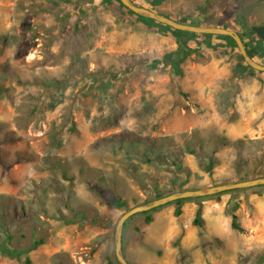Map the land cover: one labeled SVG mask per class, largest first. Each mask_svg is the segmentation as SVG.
<instances>
[{"label":"rangeland","instance_id":"1","mask_svg":"<svg viewBox=\"0 0 264 264\" xmlns=\"http://www.w3.org/2000/svg\"><path fill=\"white\" fill-rule=\"evenodd\" d=\"M132 1L177 22L223 25L244 42L245 29L264 26V0ZM119 4L0 0V264H107L118 219L149 200L141 183L151 195L153 182L163 193L172 180L212 187L232 182L240 163L264 176V74L237 72L244 62L224 39L179 49ZM164 56L182 59L179 74L150 68ZM163 140L172 144L160 161H142ZM199 145L216 160L211 173L188 154ZM178 155L188 176L171 164ZM114 197L126 207L109 206ZM201 204L202 227L198 202L182 204L179 216L169 205L131 217L126 260L264 264V187ZM35 240L43 243L26 253Z\"/></svg>","mask_w":264,"mask_h":264},{"label":"trees","instance_id":"2","mask_svg":"<svg viewBox=\"0 0 264 264\" xmlns=\"http://www.w3.org/2000/svg\"><path fill=\"white\" fill-rule=\"evenodd\" d=\"M103 1L106 2V0H103ZM108 1H110V0H108ZM138 6L146 7L144 4H138ZM121 7L123 8V10L127 11L128 13H130V14L134 15L136 18H138L140 20V22H142L144 24L152 23V24H155V25L163 28L167 33H169L174 38V40H175L176 44L178 45L179 49L185 48L190 41L200 40V39L201 40H205L207 38H218V39H224V40L232 43L233 47L235 48V50L238 51V49H237V47L235 45V42L229 37L215 36V35H204V34L197 35V34H193V33H188V32H182V31L174 30V29H172V28H170L168 26L156 23L155 21H153L151 19L144 18V17H139V16L133 14L132 12H130L129 10H127L122 5H121ZM161 15H163V14H161ZM168 18H170V17H168ZM170 19L174 20L173 18H170ZM179 23L186 24L187 22L181 20ZM187 25H189V24H187ZM196 26H201V27L209 26V27H213V28L228 29L225 26L218 25V24L205 26V24H203V22H200V21L197 22ZM244 36L247 38V42H244L242 36H241V39H242V41L244 43V47H245L248 55L250 56V58L253 59L254 61L264 65V46H263L264 42L261 41L256 35H254V36L244 35ZM188 50H189V52H192V51H190V49H188ZM238 53H239V51H238ZM240 59H241V61H243V58L241 56H240ZM167 61H168V63H167ZM180 61H182V59L176 61V60L173 59V57L164 56L161 60L152 61V64L150 65V68H152V69H157V68H160V67L161 68H166V66L169 65V67L172 69V72L175 75H177V74H179L178 64H179ZM244 68H249L248 65L245 62L242 64V67H240V69L237 68L236 70H237V72L242 74ZM250 71L251 72L252 71L255 72L252 69H250ZM257 73L264 74V73H260V72H257ZM4 92H5L4 89L0 88V97L3 95ZM171 142H172L171 140H163V142H161L160 144L154 143V144L150 145L151 144L150 143L149 144L150 147L145 148V149H143L141 151L142 161H144L146 163H152V162L160 161V159L162 158L161 155H163L161 153H163V151L165 149L164 145H166V144L171 145L172 144ZM0 146H1V143H0ZM187 151H188V154L193 155L198 160L199 166L203 170H205L208 173H211L213 171V169H214V167L216 165V160H215V158H214V156L212 154L205 153L203 151L201 145L197 146L196 150L187 149ZM0 154H1V149H0ZM181 157H182L181 155H178L176 158H174V160L171 162V164L175 167L174 169H175L176 172L183 171L188 176L189 175V171L182 166L181 161H180ZM243 166H245V165L242 164V163L236 164V172H237V174H236L235 179L232 180V182L231 181L221 182V184L220 183H218V184L215 183L214 186H217L219 184L222 185V184H227V183H238V182L248 181V180L257 179V178H264L263 175H260V174L257 175V174H254L253 172L245 171V169H243ZM132 172H134V170H132ZM132 175H133V173H132ZM102 181H104V179H101V182ZM185 184H186V181H184L182 183H176V181L172 180L170 182L169 192L168 193H163L162 191H160V189L158 187V184L156 182H153V185H152L153 195H151L150 190H148L145 187L146 185L141 183V185L143 186V189L146 190V195L149 198V200L147 202L155 200V199H158V198H161V197H164V196H167V195H170V194L175 193V192H180V191L187 190V189H183ZM263 187L264 186H258V187L249 188V189L229 191V192L220 193V194L207 196V197L177 200V201L172 202V203H170L168 205H165V206L153 209V210H151L149 212H144V213H141V214H138V215H140V216L141 215H145L146 216V215H148V214H150V213H152V212H154V211H156L158 209L164 208L166 206L176 205L177 207H176V209L174 211V215L175 216H179L181 214L180 206L182 204H184L186 202H195V203L198 202V209L196 211L194 224L202 227L203 226V220H202V207L203 206L201 204L202 201H206L207 199H210V198L212 199L214 197H217V196H220V195H223V194H229V193H232V192L233 193H239V192L243 193V192H246V191H256L257 189H261ZM147 202H144L143 204H145ZM106 203L109 206H111L113 208H116V209H121V208L126 207V203L124 201H122L118 197H114L112 200H106ZM235 210H236V206H234L232 208L233 212ZM82 214H83L82 211H79V212L76 213V217L85 220L86 216L84 214L82 216ZM149 222H150V218H146L145 219V225H148ZM67 223H69V222H67ZM126 226L127 225L125 223L124 227H123V231H124ZM231 226L236 231H241L242 230L240 228V226L238 225V223H237V218H236L235 215L232 216ZM42 243H43L42 240L33 241L31 246L28 249H26L25 252L28 253V252H30L32 250H35ZM122 245H123V239H122ZM122 249H123V246H122ZM17 254L19 255L20 253H17ZM23 264H32V263H31V261L28 258H25V261H24ZM107 264H118V262L116 261V258L113 257V258H108L107 259Z\"/></svg>","mask_w":264,"mask_h":264},{"label":"water","instance_id":"3","mask_svg":"<svg viewBox=\"0 0 264 264\" xmlns=\"http://www.w3.org/2000/svg\"><path fill=\"white\" fill-rule=\"evenodd\" d=\"M118 1L123 7H125L133 14L139 17L151 19L156 23L168 26L174 30L193 33L197 35L204 34V35L229 37L235 42V45L240 53V56L243 58V61L248 65V67L256 72L264 73V65L250 58L244 47V43L241 39V36L236 31L224 29V28L201 27L196 25L182 24L166 16H163L159 13H156L148 8L138 6L132 0H118ZM159 3L160 0H153L151 2V6H156ZM199 21L203 22V19L200 18ZM244 33L248 36L256 35L261 41L264 42V26H253L249 30L245 29ZM258 186H264V178H257V179L242 181L238 183H227L212 187L201 188L197 190H184L180 192H175L170 195L149 201L145 204L137 205L133 208H130L128 211H126L120 216V218L118 219L115 225L114 256L116 258V261L118 262V264H129V262L126 260L124 256L122 249V234H123L124 224L131 217L140 213L149 212L153 209L168 205L177 200L207 197L227 191L249 189Z\"/></svg>","mask_w":264,"mask_h":264},{"label":"flooded vegetation","instance_id":"4","mask_svg":"<svg viewBox=\"0 0 264 264\" xmlns=\"http://www.w3.org/2000/svg\"><path fill=\"white\" fill-rule=\"evenodd\" d=\"M146 8V7H145ZM148 9H150V10H152L151 8H148ZM157 13V12H156ZM165 16V15H164ZM167 17V16H166Z\"/></svg>","mask_w":264,"mask_h":264},{"label":"crops","instance_id":"5","mask_svg":"<svg viewBox=\"0 0 264 264\" xmlns=\"http://www.w3.org/2000/svg\"><path fill=\"white\" fill-rule=\"evenodd\" d=\"M169 17V16H168ZM130 264V263H129Z\"/></svg>","mask_w":264,"mask_h":264}]
</instances>
